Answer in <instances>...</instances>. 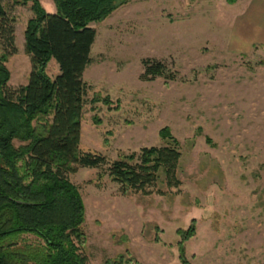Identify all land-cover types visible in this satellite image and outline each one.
<instances>
[{
	"label": "rangeland",
	"instance_id": "obj_1",
	"mask_svg": "<svg viewBox=\"0 0 264 264\" xmlns=\"http://www.w3.org/2000/svg\"><path fill=\"white\" fill-rule=\"evenodd\" d=\"M5 4L16 19L17 53L6 63L16 88L31 69L24 30L33 12L31 3ZM40 4L56 10L53 0ZM244 5L125 0L90 23L96 37L83 75L80 149L112 161L164 145L159 131L168 127L181 158L180 184L161 186L163 194L122 192L106 164L68 174L85 205L87 264L119 255L128 264H182L176 232L192 220L195 234L183 243L188 264H264V46L238 43ZM145 58L164 62L166 78L143 79ZM58 72L51 60L47 74Z\"/></svg>",
	"mask_w": 264,
	"mask_h": 264
},
{
	"label": "trees",
	"instance_id": "obj_2",
	"mask_svg": "<svg viewBox=\"0 0 264 264\" xmlns=\"http://www.w3.org/2000/svg\"><path fill=\"white\" fill-rule=\"evenodd\" d=\"M5 1L0 0V264H87L81 252L85 205L68 174L106 164L105 171L122 192L163 194L161 186L180 184L179 142L163 127L159 136L164 145L143 147L112 161L79 147L88 92L83 73L92 62L96 37L90 23L104 20L125 0H53V13L40 0H12L13 5L31 3L33 12L24 30L31 69L26 84L16 88L8 85L6 65L17 53L16 19ZM51 60L59 70L54 78L47 74ZM142 66L143 79L166 78L164 62L145 58ZM102 102L111 105L108 96ZM176 233L179 259L188 264L183 243L194 236L195 221ZM129 262L119 255L105 264Z\"/></svg>",
	"mask_w": 264,
	"mask_h": 264
},
{
	"label": "crops",
	"instance_id": "obj_3",
	"mask_svg": "<svg viewBox=\"0 0 264 264\" xmlns=\"http://www.w3.org/2000/svg\"><path fill=\"white\" fill-rule=\"evenodd\" d=\"M245 5L240 10L239 16L237 17V25L241 27L240 31L241 34H239L238 43L241 45L245 50L250 49L253 46L257 45H263L264 46V0H244ZM242 29H245L247 32L246 34L248 37H246V34L242 32ZM242 34L245 35L242 36ZM249 40L251 41L247 43L243 42V40ZM84 75V73H83ZM11 73H10V80H9V86ZM26 83H23L24 85Z\"/></svg>",
	"mask_w": 264,
	"mask_h": 264
}]
</instances>
